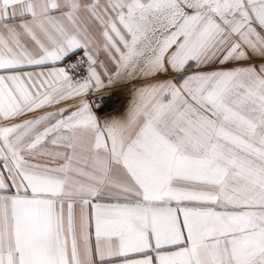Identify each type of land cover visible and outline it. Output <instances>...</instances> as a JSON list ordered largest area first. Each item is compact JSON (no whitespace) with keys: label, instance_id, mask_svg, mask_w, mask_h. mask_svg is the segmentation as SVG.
<instances>
[{"label":"snow or ice","instance_id":"6c2138e0","mask_svg":"<svg viewBox=\"0 0 264 264\" xmlns=\"http://www.w3.org/2000/svg\"><path fill=\"white\" fill-rule=\"evenodd\" d=\"M0 264H264V0H0Z\"/></svg>","mask_w":264,"mask_h":264}]
</instances>
